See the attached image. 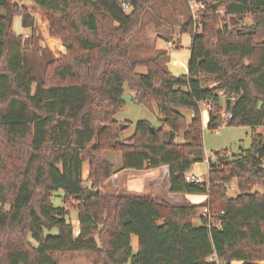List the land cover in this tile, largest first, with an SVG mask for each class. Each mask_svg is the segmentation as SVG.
Masks as SVG:
<instances>
[{
    "label": "trees",
    "instance_id": "16d2710c",
    "mask_svg": "<svg viewBox=\"0 0 264 264\" xmlns=\"http://www.w3.org/2000/svg\"><path fill=\"white\" fill-rule=\"evenodd\" d=\"M28 1L66 56L54 60L39 49L26 8L0 0V264H264V135L253 134L234 158L215 153L206 183L184 180L201 162L192 150L203 144L202 105L209 130L264 127V0H209L198 34L189 16L180 30L191 37L182 76L158 58L130 56L152 0ZM17 16L30 38L13 32ZM31 53L49 74H38ZM125 85L135 103L155 104L161 126L138 121L122 138L129 124L114 117L125 106ZM105 152L121 154L118 171ZM162 167L171 194L203 195L207 203L174 206L105 190L119 171ZM232 182L235 197L226 190Z\"/></svg>",
    "mask_w": 264,
    "mask_h": 264
},
{
    "label": "rangeland",
    "instance_id": "374dc122",
    "mask_svg": "<svg viewBox=\"0 0 264 264\" xmlns=\"http://www.w3.org/2000/svg\"><path fill=\"white\" fill-rule=\"evenodd\" d=\"M14 1L21 7L26 8L27 12L35 22V29L40 38L37 47L49 52L51 58L54 60L66 56V51L62 46L61 41L50 36L49 24L43 14L33 9L28 0ZM188 17L189 12L186 0H152L149 3L148 8L141 14L140 22L136 27L134 37L129 42L131 58L138 61L158 58L159 64L166 68L172 75L182 76L187 74L190 59L191 37L189 33L180 34L179 30L180 27L187 22ZM12 30L16 35H21L23 38H30L31 36L30 31L25 30L21 26L20 16L14 18ZM177 42H179V48L174 46ZM30 55L38 74H49V69L42 61H40L37 55L33 53ZM136 71L142 75L146 74V69L142 67H138ZM123 100L125 102L124 108L114 117L120 124H129V127L122 132V138H127L133 135L135 124L138 121H147L155 127L161 126L162 119L158 114L155 104L147 107L135 103L132 100V93L127 85H125L123 89ZM184 114L189 117L188 112H185ZM225 116V114L222 115L223 120L225 119ZM201 123L203 130L202 148L199 150H192L193 158L199 159L201 162L193 165L191 173L194 175H202L205 179H207L208 176V160H213L215 153L229 151L227 154L228 157L234 158L241 153V151L250 148L253 134L264 135V127L253 130L249 127H227L226 125L221 124L218 128L209 130L207 129L208 111L203 105L201 106ZM103 158L117 171L122 166V157L118 152H105ZM129 171L132 172L133 170ZM126 174L119 177L118 181L114 180V176H112L106 182L105 190L118 195L141 196L149 194L151 197H155L164 204H174V206H179L183 203V200L179 199L181 198V194L167 193V188H165L166 182L160 178V173H157L156 176L153 175L155 178L146 181V184H142L141 187V182L135 180L136 178H134V175L131 173ZM85 176L86 172H84V178ZM154 184L158 185L157 187L160 188V191L152 192V186ZM142 189H144V192L142 193L148 194H140ZM130 190H134V192H131ZM237 193L236 189L227 192L231 197H235ZM58 195H61V193ZM52 202L56 206H60L61 197H54ZM196 206H201V204H197ZM68 219L74 226V234L77 235V212L71 210ZM195 224L197 225V222ZM132 247L135 252L137 249L136 237H132Z\"/></svg>",
    "mask_w": 264,
    "mask_h": 264
},
{
    "label": "crops",
    "instance_id": "0c3cea01",
    "mask_svg": "<svg viewBox=\"0 0 264 264\" xmlns=\"http://www.w3.org/2000/svg\"><path fill=\"white\" fill-rule=\"evenodd\" d=\"M180 30H181V27H180ZM176 45H179V42H177ZM176 45H174V46H176ZM126 173H131L132 175H134V178H136L135 180H139L141 182L140 183V187L142 186V184L145 185L146 184V181H149L151 179L153 180L155 178L154 176H156L157 173H160L159 174L160 178L163 179L164 182H166L165 188H167V193L170 194V192H169V171H168V168L167 167H162V168H159V169H152V170L132 171V172L129 171V170H122V171H119L118 173H116L114 175V180L118 181L119 180V177H121L122 175H125ZM189 173L190 174H193V173H191V171ZM157 186L158 185H156V184H154L152 186V192L153 191L154 192L160 191L159 190L160 188H158ZM130 191L131 192H134V190L133 191L130 190ZM142 192H144V189H142V191L140 192V194H148V193H142ZM152 192H151V194H152ZM141 196H150L151 197V195H149V194L148 195H141ZM179 199H182L183 200V203L180 204V206L181 205L182 206H196L197 204H201V206H204L207 203V197L206 196H203V195H191V196L181 195V198H179ZM171 205H174V204H171Z\"/></svg>",
    "mask_w": 264,
    "mask_h": 264
},
{
    "label": "built area",
    "instance_id": "2783aa9c",
    "mask_svg": "<svg viewBox=\"0 0 264 264\" xmlns=\"http://www.w3.org/2000/svg\"><path fill=\"white\" fill-rule=\"evenodd\" d=\"M210 2L209 0H186L189 16L192 23V31L193 33H200L201 31V22L203 20V12L205 10L206 4ZM124 10H128V7L124 5ZM217 15L222 16L223 11L222 9L218 10L216 12ZM225 120H229L231 116L229 114H225ZM184 180L186 183H194V184H203L207 182V179H205L202 175H193L190 173H187L184 176ZM236 189L235 183H230L226 185L227 192L233 191ZM206 210L203 211V215L206 214Z\"/></svg>",
    "mask_w": 264,
    "mask_h": 264
},
{
    "label": "water",
    "instance_id": "95a60500",
    "mask_svg": "<svg viewBox=\"0 0 264 264\" xmlns=\"http://www.w3.org/2000/svg\"><path fill=\"white\" fill-rule=\"evenodd\" d=\"M216 7H217V6H216ZM230 102H231L230 100H227V101H226L225 112L228 111V108H229ZM151 132H152V133L154 132V129H153V128H151Z\"/></svg>",
    "mask_w": 264,
    "mask_h": 264
}]
</instances>
